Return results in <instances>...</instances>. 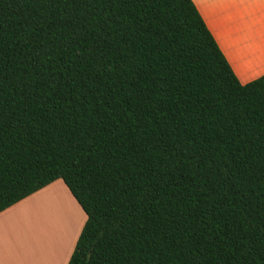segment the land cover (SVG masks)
Returning <instances> with one entry per match:
<instances>
[{
	"label": "trees",
	"instance_id": "1",
	"mask_svg": "<svg viewBox=\"0 0 264 264\" xmlns=\"http://www.w3.org/2000/svg\"><path fill=\"white\" fill-rule=\"evenodd\" d=\"M60 178L68 264H264V74L193 0H0V212Z\"/></svg>",
	"mask_w": 264,
	"mask_h": 264
},
{
	"label": "crops",
	"instance_id": "2",
	"mask_svg": "<svg viewBox=\"0 0 264 264\" xmlns=\"http://www.w3.org/2000/svg\"><path fill=\"white\" fill-rule=\"evenodd\" d=\"M193 1L239 80L246 84L262 76L264 0ZM62 186L57 179L0 212V264L69 263L86 213L79 229L72 224V230L63 231L59 209L48 208L52 216L46 220L38 211L44 194Z\"/></svg>",
	"mask_w": 264,
	"mask_h": 264
},
{
	"label": "rangeland",
	"instance_id": "3",
	"mask_svg": "<svg viewBox=\"0 0 264 264\" xmlns=\"http://www.w3.org/2000/svg\"><path fill=\"white\" fill-rule=\"evenodd\" d=\"M60 181L65 188L62 186L60 189H51L44 194L43 198H41L38 209L40 217H44L46 220L52 216L50 213L51 211H49L48 208L53 209V211L60 210L59 222H61L60 224L63 231L67 229L72 230V224L79 229L83 222L85 211L82 209L73 194L68 190L63 179L60 178ZM79 217L81 218L80 220H78Z\"/></svg>",
	"mask_w": 264,
	"mask_h": 264
},
{
	"label": "bare ground",
	"instance_id": "4",
	"mask_svg": "<svg viewBox=\"0 0 264 264\" xmlns=\"http://www.w3.org/2000/svg\"><path fill=\"white\" fill-rule=\"evenodd\" d=\"M81 218L79 217V219L78 220H80ZM79 222V221H78Z\"/></svg>",
	"mask_w": 264,
	"mask_h": 264
}]
</instances>
